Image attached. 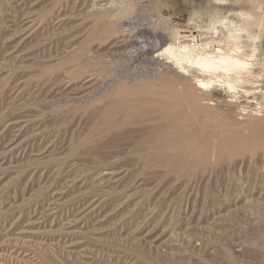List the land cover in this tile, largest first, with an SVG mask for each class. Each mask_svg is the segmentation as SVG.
I'll list each match as a JSON object with an SVG mask.
<instances>
[{"label":"rangeland","instance_id":"1","mask_svg":"<svg viewBox=\"0 0 264 264\" xmlns=\"http://www.w3.org/2000/svg\"><path fill=\"white\" fill-rule=\"evenodd\" d=\"M98 15L116 40L138 36L140 54L169 31L227 41L242 27L264 53V0H0V264H264V196L248 202L238 181L248 165L146 169L133 152L148 130L93 118L104 87L75 95L91 76L152 74L148 60L122 59L114 38L81 52ZM39 132L46 140L26 145ZM112 165L121 170L109 189L99 172Z\"/></svg>","mask_w":264,"mask_h":264},{"label":"bare ground","instance_id":"2","mask_svg":"<svg viewBox=\"0 0 264 264\" xmlns=\"http://www.w3.org/2000/svg\"><path fill=\"white\" fill-rule=\"evenodd\" d=\"M66 19L63 14L61 19L57 16V24L63 25ZM246 20L253 21L250 17ZM95 21V30L86 39L81 52H86L91 42L105 41L116 34L105 15H98ZM225 24L233 25L232 22ZM227 32L229 38L223 41L206 32L183 36L169 31L160 36V45L143 54L137 49L138 36L119 35L112 42L125 47L122 59L148 60L152 74L113 80L91 76L82 83L85 90L75 95L90 97L104 87L92 108L93 118L102 125L118 124L117 128L134 126L148 130L147 141L133 152L146 162V169L150 164H161L166 171L195 174L212 167V162L230 164L234 170L248 165L246 178H251L238 181L247 189L245 193L251 202L255 195L264 196V53L256 45L257 36L249 29L242 27ZM110 58L108 62L113 59ZM80 59H83L81 63ZM74 60L83 66L90 58L88 54L78 59L72 57L68 63L73 64ZM70 73L67 70L64 75L69 85ZM71 93L68 91L66 95H73ZM215 94L220 97L216 99ZM251 104H255L254 109ZM233 107L240 112L234 113ZM247 117L249 122L244 123ZM99 129L95 125L94 131L99 133ZM114 133L110 132L109 136ZM42 140L46 137L39 132L33 134L26 145L32 143L34 146ZM114 170L121 168L112 165L99 172L102 177L109 176L106 181L101 178L103 184L110 185L109 189L119 182L113 176Z\"/></svg>","mask_w":264,"mask_h":264}]
</instances>
